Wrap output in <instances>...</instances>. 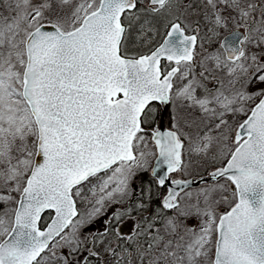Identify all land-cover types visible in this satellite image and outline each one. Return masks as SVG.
<instances>
[{
	"label": "snow or ice",
	"instance_id": "1",
	"mask_svg": "<svg viewBox=\"0 0 264 264\" xmlns=\"http://www.w3.org/2000/svg\"><path fill=\"white\" fill-rule=\"evenodd\" d=\"M0 264H264V0H0Z\"/></svg>",
	"mask_w": 264,
	"mask_h": 264
},
{
	"label": "rangeland",
	"instance_id": "2",
	"mask_svg": "<svg viewBox=\"0 0 264 264\" xmlns=\"http://www.w3.org/2000/svg\"><path fill=\"white\" fill-rule=\"evenodd\" d=\"M165 122H166V124L169 126V123H168V121H167V118L165 119ZM153 163H154V159H153ZM191 171H192L193 173H195L196 171H198V169L193 168ZM137 183H139V181H137ZM198 186H200V184H199V185H196V186H193V187H198ZM191 223L195 224L196 221H192Z\"/></svg>",
	"mask_w": 264,
	"mask_h": 264
},
{
	"label": "water",
	"instance_id": "3",
	"mask_svg": "<svg viewBox=\"0 0 264 264\" xmlns=\"http://www.w3.org/2000/svg\"><path fill=\"white\" fill-rule=\"evenodd\" d=\"M164 127L167 128L168 126H166L165 123H164ZM154 164H155V161H154ZM161 174H162V172H161ZM188 178H191V177H188ZM200 183L201 182L199 181V179H197L196 184L193 185V186L199 185Z\"/></svg>",
	"mask_w": 264,
	"mask_h": 264
},
{
	"label": "flooded vegetation",
	"instance_id": "4",
	"mask_svg": "<svg viewBox=\"0 0 264 264\" xmlns=\"http://www.w3.org/2000/svg\"><path fill=\"white\" fill-rule=\"evenodd\" d=\"M97 227H98V225H97Z\"/></svg>",
	"mask_w": 264,
	"mask_h": 264
}]
</instances>
